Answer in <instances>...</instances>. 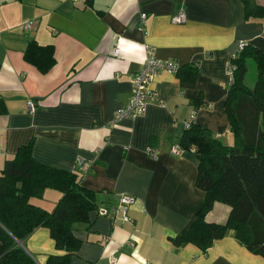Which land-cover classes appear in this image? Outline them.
<instances>
[{
    "label": "crops",
    "instance_id": "crops-1",
    "mask_svg": "<svg viewBox=\"0 0 264 264\" xmlns=\"http://www.w3.org/2000/svg\"><path fill=\"white\" fill-rule=\"evenodd\" d=\"M179 11L186 21L174 24ZM27 20L35 21L30 31L21 27ZM30 40L54 48V66L45 74L23 59ZM239 43L264 53V28L245 23L240 0H0V171L31 143L32 157L48 167L70 172L85 163L81 184L102 207L118 208L121 195L134 198L130 222L91 212L88 224L73 226L81 245L72 263L264 264L231 232L205 253L170 241L190 227L204 197L195 186L194 153L173 156L170 148L192 113L196 125L233 144L223 106L227 66ZM148 49L177 63L180 74L195 66V82L183 86L179 69L159 72L150 88L165 106L151 101L136 119L114 122ZM28 102L35 104L32 114ZM48 196L55 202L61 193L45 190L51 202ZM31 202L47 210L42 199ZM229 213L216 202L206 221L223 224ZM21 244L37 264L63 254L46 228Z\"/></svg>",
    "mask_w": 264,
    "mask_h": 264
},
{
    "label": "trees",
    "instance_id": "trees-1",
    "mask_svg": "<svg viewBox=\"0 0 264 264\" xmlns=\"http://www.w3.org/2000/svg\"><path fill=\"white\" fill-rule=\"evenodd\" d=\"M240 1L245 23H258L264 28V3ZM23 59L45 74L54 66V48L30 40ZM247 61H252L256 68V80L251 88L245 84ZM230 62L235 71L223 109L233 144L222 143L208 129L195 123L185 129L178 145L186 152L192 146L196 148L195 186L204 197L190 227L170 241L174 246L192 244L205 253L214 241L231 232L250 253L264 258V53L245 44ZM184 68L180 74V67L177 75L183 86H192L196 67ZM79 172V169L69 172L37 162L32 157L31 143L20 147L5 162L0 171V264H37L18 245L37 228H46L55 249L63 251L62 255L48 256L45 264H74L71 258L81 242L74 236L73 226L88 224L89 213L98 216L97 210L102 208L95 200V193L81 184ZM45 190L61 193L52 211L31 202L41 199ZM216 202L230 207L223 224L206 221ZM109 217L115 219V215Z\"/></svg>",
    "mask_w": 264,
    "mask_h": 264
},
{
    "label": "built area",
    "instance_id": "built-area-1",
    "mask_svg": "<svg viewBox=\"0 0 264 264\" xmlns=\"http://www.w3.org/2000/svg\"><path fill=\"white\" fill-rule=\"evenodd\" d=\"M142 24L144 25L145 15H141ZM186 21V16L182 11H179L174 15L171 19V22L174 24H183ZM35 21L27 20L21 23V27L24 31H30L34 28ZM245 47V43H239L238 50H241ZM115 55L118 54V51L115 49L113 52ZM179 69V65L172 61H163L157 59L153 56L151 49L147 50V56L144 59L143 66L136 74L133 75L131 79V93L128 99V102L118 109L114 114V122H119L124 119H136L137 117L143 115L145 112V108L147 104L151 101H157L161 106H165V104L159 100V97L155 91L150 88V83L153 78L159 72H168V73H176ZM235 71L234 65L228 63L227 66V75L229 79L228 85L231 84L233 79V74ZM26 108L30 114L34 113L36 110L35 104L33 102H28ZM194 123V114L192 113L187 122H185V128L188 129ZM196 151L195 147H191L189 152L194 153ZM184 151L178 144L172 145L170 148V154L173 156H179ZM147 153L154 157L156 152L151 150L150 148L147 149ZM79 170H85L86 167L85 163L78 161ZM134 198L133 196L129 195H121L119 200V207H102L98 208L97 215L109 217V215H119V219L121 222H130L131 219L128 216V211L130 206L133 204Z\"/></svg>",
    "mask_w": 264,
    "mask_h": 264
},
{
    "label": "rangeland",
    "instance_id": "rangeland-1",
    "mask_svg": "<svg viewBox=\"0 0 264 264\" xmlns=\"http://www.w3.org/2000/svg\"><path fill=\"white\" fill-rule=\"evenodd\" d=\"M247 68H248V74H247V77L245 79V84L247 87H252L255 83V80H256V68H255V64L252 62V61H249L248 65H247ZM222 141V140H220ZM47 199L51 200L52 197H46ZM42 201L45 202V206H47V211H52L53 208L55 207V204L57 201H54L55 202H51L50 201H46V199H43V197L41 198ZM46 210V209H45Z\"/></svg>",
    "mask_w": 264,
    "mask_h": 264
},
{
    "label": "water",
    "instance_id": "water-1",
    "mask_svg": "<svg viewBox=\"0 0 264 264\" xmlns=\"http://www.w3.org/2000/svg\"><path fill=\"white\" fill-rule=\"evenodd\" d=\"M18 245H20V246H21L22 244L19 242V243H18Z\"/></svg>",
    "mask_w": 264,
    "mask_h": 264
}]
</instances>
